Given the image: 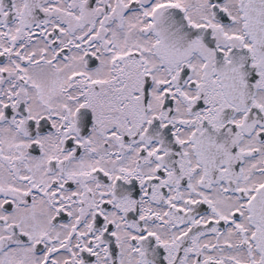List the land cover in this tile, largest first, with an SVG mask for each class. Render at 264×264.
<instances>
[{
  "label": "snow or ice",
  "instance_id": "6c2138e0",
  "mask_svg": "<svg viewBox=\"0 0 264 264\" xmlns=\"http://www.w3.org/2000/svg\"><path fill=\"white\" fill-rule=\"evenodd\" d=\"M0 264H264V0H0Z\"/></svg>",
  "mask_w": 264,
  "mask_h": 264
}]
</instances>
